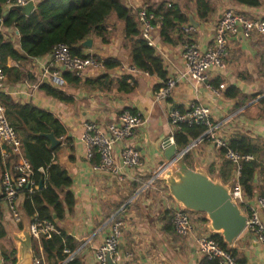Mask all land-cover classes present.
I'll list each match as a JSON object with an SVG mask.
<instances>
[{
	"label": "crops",
	"instance_id": "1",
	"mask_svg": "<svg viewBox=\"0 0 264 264\" xmlns=\"http://www.w3.org/2000/svg\"><path fill=\"white\" fill-rule=\"evenodd\" d=\"M119 1L133 13L143 7L155 12L160 6L176 5L186 16L188 24L190 19L193 21V31L188 36L181 33L180 26L170 31L168 38L160 34L162 23L155 28L153 49L161 61L163 77L136 69L131 62L133 42L125 39L122 22L109 16L105 23L107 42L89 37L91 47L81 46V50L86 56L93 55L102 61L113 60L117 67L89 70L77 86L64 83L57 87L44 76V69L51 62V53L29 59L20 66L7 59L3 67L9 69L11 74H5L0 93L11 97L15 104L31 105L50 112L64 129L62 135H54L61 141L60 146L51 151L48 143V149L52 152L48 169L39 167L37 171L42 177L35 180L32 173L31 178L37 191L47 188L49 169H52L53 175L57 174V170L65 172L71 181L69 187L57 189L62 204L61 217L52 211L57 229L76 245L70 258H74L78 264H98L94 257L95 250L109 233V221L117 215L122 223L119 252L122 255L130 252L133 264H200L203 257L197 252L196 240L201 237L212 239L215 234L207 229L205 214L191 213L192 233L186 237L177 236L173 231V213L178 206L159 180L161 172L168 165L164 158V143L171 139L170 144L175 145L173 135L179 131L169 124L168 113L171 110L182 113L189 105L199 103L209 108L210 120L218 127L219 138L229 144L240 138L248 140L257 171L253 179V195L245 196L240 188L239 206L245 214L256 210L264 225V211L258 208L256 202L264 189V37L252 35L243 39L228 36V56L224 67L208 69L203 84L180 79L185 70L183 45L190 39L201 52L211 48L216 26L227 10L249 19L264 20V0H258L255 7L231 0H203L212 9L205 19L197 12V0ZM0 32L14 44V49L20 51V37L15 29L0 27ZM131 69L136 72L132 73ZM16 74L19 80L14 82ZM124 78L132 79L133 82L125 86L130 90L121 91L119 82ZM169 78L178 80L176 88L167 100L154 103V92ZM43 84L59 89L72 101L64 102L46 95L40 89ZM221 85L224 88L218 95L206 88L217 89ZM122 110L140 114L144 123L133 131L124 144L114 149L117 174L97 171L98 157L86 159L80 141L82 126L87 122L94 123L105 130L109 124L116 122ZM50 132L53 133L49 130L44 134ZM31 143L35 145L34 141ZM124 146L137 151L140 166L122 167L120 151ZM178 152H183L180 158L184 159L188 168L194 170L198 166L212 181L229 185L231 190L239 186L234 166L203 135L198 139H189L186 148L176 146ZM21 155L26 160L22 145ZM17 160L18 157L9 155L0 147V182L3 173L10 170ZM26 191H20L16 198L17 221L7 203L0 201V264H16L18 246L13 236H20L33 218L28 217L23 209L27 195L31 194ZM67 194L70 195L71 205L65 203ZM229 249L239 264H264V250L247 232H243ZM41 256L42 264L58 263L52 258L46 260L44 254Z\"/></svg>",
	"mask_w": 264,
	"mask_h": 264
},
{
	"label": "built area",
	"instance_id": "2",
	"mask_svg": "<svg viewBox=\"0 0 264 264\" xmlns=\"http://www.w3.org/2000/svg\"><path fill=\"white\" fill-rule=\"evenodd\" d=\"M37 0H6L4 7L5 11L10 9H24L27 5L35 6ZM170 8V5L167 6ZM138 23L141 39L148 47L153 48L154 38L153 33L155 28L161 24L162 16L156 13L149 7H143L134 13ZM181 33L188 36L193 31L190 24L180 26ZM252 35L264 37V20H254L246 18L234 11H225L216 26L214 44L211 48L201 52L197 45L187 39L183 45L182 58L184 61V72L180 75V79H188L196 84H203L205 81V73L210 68L221 69L224 67L228 56L227 37L240 36L243 39H248ZM51 53V62L44 69V76L48 78L53 85L60 87L64 84L62 75L65 73L81 79L89 70H104V61L99 58L88 55L85 58L72 56L69 48L64 44L55 46ZM132 73L136 71L130 70ZM5 79L3 72V62L0 56V90ZM178 80L169 78L154 92L153 101L156 104L167 100L173 90L176 88ZM206 88L214 95H218L219 91L224 88L223 85L217 89L210 86ZM169 124L179 129L181 125L202 126L205 129L203 137L208 139L211 144L223 152L226 161L232 164L235 168L237 177L240 176L241 166L243 163L253 162L255 159L252 155H242L230 148V144L217 136V126L210 120V110L208 107L199 103L189 105L184 112L171 110L168 113ZM144 120L138 113H132L129 110H122L114 123L109 124L105 130H102L94 123H84L80 141L85 149L87 160L94 156L98 157V163L95 169L100 172H108L117 174V166L113 158L114 149L117 146L124 144L131 136L133 131L141 126ZM172 143V140H169ZM0 147L3 148L9 155L18 157L17 162L12 168L3 173L0 182V201H5L14 219L18 220V214L15 208L17 195L20 191L26 188L28 192L33 193L36 186L32 180H29L32 175L31 166L21 155V143L17 138L15 131L10 127L6 115L5 108L0 104ZM121 165L123 168H135L140 166V155L136 150L130 147H123L120 151ZM231 196L239 204L241 201L240 187L231 190ZM257 206L264 211V198L257 197ZM247 221L244 232L253 236L255 243L264 250V225L260 221L256 210H250L247 214ZM1 221V207H0ZM121 221L115 215L109 221V233L105 237L103 243L95 250L94 257L98 264H107L106 258L110 257L113 264H133V257L130 252L120 254L119 239L121 235ZM29 234L31 239L39 240L43 237L45 240H50L54 235L61 236V232L57 229L55 223L40 219L33 216L28 224ZM173 231L179 237H186L193 231V226L188 216L187 211L177 208L173 213ZM197 252L208 260H215L217 264H239L231 253L222 250L217 243L211 238H198L196 240ZM41 253V249H39ZM64 254H69L67 249H64ZM72 255V253L70 254ZM43 262V257L39 259L34 257L33 264Z\"/></svg>",
	"mask_w": 264,
	"mask_h": 264
},
{
	"label": "trees",
	"instance_id": "3",
	"mask_svg": "<svg viewBox=\"0 0 264 264\" xmlns=\"http://www.w3.org/2000/svg\"><path fill=\"white\" fill-rule=\"evenodd\" d=\"M5 1L0 0V27L13 28L17 31L20 37V51L14 49V44L10 40H6L0 32V56L3 63L10 59L18 66L23 65L29 59L49 54L58 44L66 45L72 56L85 58L86 55H83L81 50L82 42L89 37H96L102 43H106L105 23L107 18L114 14L116 19L123 24L125 39L134 44L131 62L136 69L148 74H156L159 77L164 76L161 61L156 56L154 49L148 47L140 37L134 13L119 0H38L28 15H23L18 10L9 11L4 15L6 12ZM231 1L248 7H255L259 3L258 0ZM196 7L202 19L212 12L210 5L203 0H197ZM155 13L162 16L160 34L165 38H168L169 32L177 26L188 23L186 16L176 5H171L170 8H167L166 5L164 8L160 6ZM104 66L106 69H112L118 64L113 60H106ZM3 72L7 76L11 74V71L5 67H3ZM16 76L14 82L19 80L17 74ZM62 80L71 86H77L80 83L79 78L69 73L63 74ZM132 82L130 78L120 80L121 91L123 89L124 91L130 90L131 88H125V86L128 87V84ZM40 89L55 99L64 102L72 101V98L50 85L43 84ZM0 104L5 108L7 121L20 139L24 157L30 163L34 173L33 178L37 180L42 177L37 171L38 168L48 169L52 154L48 149V141L39 135L52 130L58 137L64 133V129L60 127L58 120L50 112L31 105L15 104L6 94L0 93ZM204 132L205 129L202 126L181 125L179 131L173 135L174 144L186 148L189 146V139H198ZM31 141H34L35 145H32ZM230 148L242 155H250L252 152L250 144L245 138L230 142ZM256 171L257 164L255 162L243 163L241 166L238 184L242 193L247 197H251L254 193L253 179ZM56 172L57 174L53 175L52 169L48 170L49 181L45 190H36L27 195L23 209L28 217L37 216L40 219L54 222L52 211L57 217H61L62 204L57 189L69 187L71 181L65 172L59 170ZM33 178L30 177L29 180ZM24 190L27 192L26 188ZM260 195L264 198V189ZM65 200L66 204L71 205L70 195H65ZM212 239L222 250L234 256L232 250L227 247L219 235H213ZM39 249H41V253ZM64 249H67L69 254H64ZM75 250L76 245L72 244V241L62 233L61 236L54 235L50 240H45L43 237H40L39 240L32 239L34 257L39 259L41 254H44L46 260L50 258L58 260L57 264H78L74 258H70V254ZM200 264H217V261L203 258Z\"/></svg>",
	"mask_w": 264,
	"mask_h": 264
},
{
	"label": "water",
	"instance_id": "4",
	"mask_svg": "<svg viewBox=\"0 0 264 264\" xmlns=\"http://www.w3.org/2000/svg\"><path fill=\"white\" fill-rule=\"evenodd\" d=\"M33 9L34 6L29 4L24 9H20V13L28 15ZM7 13L5 12L4 15ZM190 25L194 26L191 19ZM91 45L92 41L89 38L81 44L85 48H90ZM40 136L48 141L51 151L61 144L52 132L40 134ZM182 154L183 152L176 153V146L170 144L169 139L165 141L164 158L168 165L161 172L159 180L166 186L180 210L205 214L208 221L207 229L219 235L227 247H231L244 232L247 215L242 211L238 202L232 198L231 186L212 181L198 166L194 170L188 168L184 159L180 158ZM41 185L40 181L39 188ZM13 240L18 246L16 264H33L34 254L28 225L20 236H13ZM106 262L113 264L109 256Z\"/></svg>",
	"mask_w": 264,
	"mask_h": 264
},
{
	"label": "rangeland",
	"instance_id": "5",
	"mask_svg": "<svg viewBox=\"0 0 264 264\" xmlns=\"http://www.w3.org/2000/svg\"><path fill=\"white\" fill-rule=\"evenodd\" d=\"M112 16H114V14H111L110 15V17H112ZM115 17V16H114ZM188 216L190 217L191 216V213L190 212H188ZM190 221H191V219H190Z\"/></svg>",
	"mask_w": 264,
	"mask_h": 264
}]
</instances>
